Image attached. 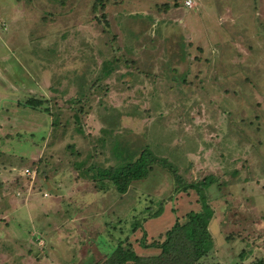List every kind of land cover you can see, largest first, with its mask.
<instances>
[{
	"label": "rangeland",
	"instance_id": "rangeland-1",
	"mask_svg": "<svg viewBox=\"0 0 264 264\" xmlns=\"http://www.w3.org/2000/svg\"><path fill=\"white\" fill-rule=\"evenodd\" d=\"M185 1L0 0V264H93L120 239L155 253L143 230L162 240L199 209L161 166L99 190L77 162L107 163L103 128L186 181L217 178L198 264L264 257V0Z\"/></svg>",
	"mask_w": 264,
	"mask_h": 264
},
{
	"label": "trees",
	"instance_id": "trees-1",
	"mask_svg": "<svg viewBox=\"0 0 264 264\" xmlns=\"http://www.w3.org/2000/svg\"><path fill=\"white\" fill-rule=\"evenodd\" d=\"M112 60L104 61L103 74L110 75L112 72ZM44 99L30 97L20 105L39 108L51 113V107ZM58 117V116H57ZM54 125L60 124L55 118ZM52 124V125H53ZM80 131V130H79ZM104 135L100 138L101 145L107 146V163H98L89 154L90 160L77 162L84 165L85 173L95 181L99 190L113 186L118 193H126L133 182L147 178L154 166L167 169L174 177V192H189L193 190L197 194L199 209L188 211L182 218L177 217L171 227L162 233V240H154L147 243L146 230L143 231L141 245L145 248L154 247L158 252L139 254L132 247L125 246L124 240L120 239L114 250L100 261L93 264H198L202 258L214 248L213 236L209 225L214 217L215 210L211 205L208 188L217 182L214 175H208L196 181H186L178 173L175 164L168 158L158 155L149 144L130 145L122 140H116L108 128H103ZM120 136V135H119ZM118 136V137H119ZM115 137V138H114ZM173 192V193H174ZM164 211V205L144 218H157ZM131 232L136 231L140 223H134ZM123 240V241H122ZM128 241V240H127ZM249 264H264V257H258Z\"/></svg>",
	"mask_w": 264,
	"mask_h": 264
},
{
	"label": "built area",
	"instance_id": "built-area-1",
	"mask_svg": "<svg viewBox=\"0 0 264 264\" xmlns=\"http://www.w3.org/2000/svg\"><path fill=\"white\" fill-rule=\"evenodd\" d=\"M192 4H193V0H186L185 1V5L186 6H189L190 7ZM27 172H28V169H27Z\"/></svg>",
	"mask_w": 264,
	"mask_h": 264
},
{
	"label": "crops",
	"instance_id": "crops-1",
	"mask_svg": "<svg viewBox=\"0 0 264 264\" xmlns=\"http://www.w3.org/2000/svg\"><path fill=\"white\" fill-rule=\"evenodd\" d=\"M41 227H42V226H41ZM39 233H40V232H39ZM32 237H33V236H31V238H32ZM32 243H33V242H32ZM34 243H35V242H34ZM1 254H2V253H1ZM2 256H5V255L2 254Z\"/></svg>",
	"mask_w": 264,
	"mask_h": 264
}]
</instances>
